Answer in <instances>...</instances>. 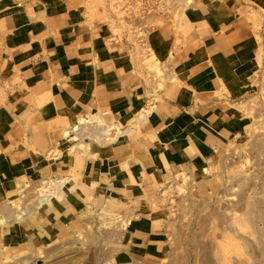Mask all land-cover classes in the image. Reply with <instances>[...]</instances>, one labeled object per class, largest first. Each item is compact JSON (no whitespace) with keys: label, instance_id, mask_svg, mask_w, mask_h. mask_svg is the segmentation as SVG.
Returning a JSON list of instances; mask_svg holds the SVG:
<instances>
[{"label":"crops","instance_id":"obj_1","mask_svg":"<svg viewBox=\"0 0 264 264\" xmlns=\"http://www.w3.org/2000/svg\"><path fill=\"white\" fill-rule=\"evenodd\" d=\"M89 7L0 0V250L96 232L112 264H186L171 185L264 123V0H191L141 41Z\"/></svg>","mask_w":264,"mask_h":264},{"label":"rangeland","instance_id":"obj_2","mask_svg":"<svg viewBox=\"0 0 264 264\" xmlns=\"http://www.w3.org/2000/svg\"><path fill=\"white\" fill-rule=\"evenodd\" d=\"M190 1L85 0L117 34L139 41ZM172 184L186 264H264V123L220 164L212 183L202 188L179 176ZM104 242L99 233H79L40 250H0V264H112Z\"/></svg>","mask_w":264,"mask_h":264},{"label":"built area","instance_id":"obj_3","mask_svg":"<svg viewBox=\"0 0 264 264\" xmlns=\"http://www.w3.org/2000/svg\"><path fill=\"white\" fill-rule=\"evenodd\" d=\"M183 178H185L186 180H190L189 175H183Z\"/></svg>","mask_w":264,"mask_h":264}]
</instances>
